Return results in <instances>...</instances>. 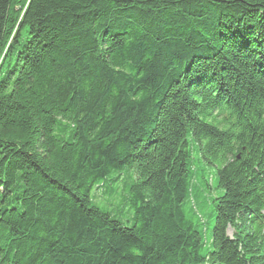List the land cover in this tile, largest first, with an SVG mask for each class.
Returning a JSON list of instances; mask_svg holds the SVG:
<instances>
[{"label": "trees", "instance_id": "trees-1", "mask_svg": "<svg viewBox=\"0 0 264 264\" xmlns=\"http://www.w3.org/2000/svg\"><path fill=\"white\" fill-rule=\"evenodd\" d=\"M26 2L0 0V50ZM192 150L222 191L209 243ZM114 184L129 226L94 204ZM0 264H264V0H29L0 67Z\"/></svg>", "mask_w": 264, "mask_h": 264}, {"label": "rangeland", "instance_id": "rangeland-1", "mask_svg": "<svg viewBox=\"0 0 264 264\" xmlns=\"http://www.w3.org/2000/svg\"><path fill=\"white\" fill-rule=\"evenodd\" d=\"M19 20L20 16L17 22H19ZM16 27L11 33L4 47L0 50V67L7 58V54L14 37ZM26 38V30L23 29L22 39L24 40ZM13 60L14 58L12 57L11 61ZM190 148L192 149V147ZM191 162L194 176L193 184L195 188L198 187L200 183L207 182L208 184V188L205 187V184L204 187H201L200 192L191 200V204L194 205L198 211V216L200 217V226L198 227V229L202 230L203 240L205 243H209L211 237V228L213 226L211 217V198L217 196V194H220V192L222 191L216 189V176L214 174V168L209 167L201 162L198 154L194 150L191 151ZM106 188L107 189L101 188L93 193L94 204L100 210L107 212L113 219L120 221L124 226L131 225L133 210L129 208L125 203L126 192L124 191L122 184H114ZM188 210L189 209L187 206L185 208V212L189 217L190 213ZM207 246H209V244H207Z\"/></svg>", "mask_w": 264, "mask_h": 264}, {"label": "built area", "instance_id": "built-area-1", "mask_svg": "<svg viewBox=\"0 0 264 264\" xmlns=\"http://www.w3.org/2000/svg\"><path fill=\"white\" fill-rule=\"evenodd\" d=\"M28 2H29V0H27V2H26L25 7L23 8V10H22V12H21V14H20V20H19V22L16 24V26H18V24L20 23V21H21V19H22V16H23V14H24V11H25V9H26V6H27ZM16 29H17V27H16Z\"/></svg>", "mask_w": 264, "mask_h": 264}]
</instances>
